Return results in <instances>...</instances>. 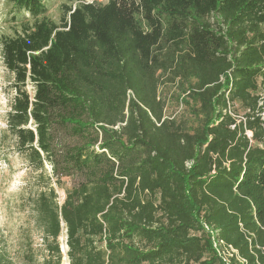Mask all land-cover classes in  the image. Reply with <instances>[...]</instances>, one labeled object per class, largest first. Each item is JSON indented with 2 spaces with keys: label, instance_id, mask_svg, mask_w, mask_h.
Masks as SVG:
<instances>
[{
  "label": "trees",
  "instance_id": "obj_1",
  "mask_svg": "<svg viewBox=\"0 0 264 264\" xmlns=\"http://www.w3.org/2000/svg\"><path fill=\"white\" fill-rule=\"evenodd\" d=\"M8 1L5 131L40 183L25 263L63 264L64 229L68 264H225L206 224L264 264V0H79L58 22L45 0ZM167 82L189 128L164 113Z\"/></svg>",
  "mask_w": 264,
  "mask_h": 264
},
{
  "label": "rangeland",
  "instance_id": "obj_2",
  "mask_svg": "<svg viewBox=\"0 0 264 264\" xmlns=\"http://www.w3.org/2000/svg\"><path fill=\"white\" fill-rule=\"evenodd\" d=\"M79 0H45L47 11L41 18L59 21L63 4H76ZM91 1V0H88ZM106 2L107 0H96ZM16 12L8 0H0V235L4 245L13 258L15 264H26L22 258L25 242L32 239L35 248L42 247L41 235L33 226L32 212L28 201L30 193L38 189L40 183L33 185L30 179L29 165L15 150V139L6 129V114L10 109V102L14 95L12 75L4 66L1 54V38L9 36L18 28ZM165 80V79H164ZM163 80V81H164ZM32 93L31 84L26 86ZM159 95L164 100V113L166 116L175 117L185 124L187 128L195 123L191 114V101L184 102L181 90L169 82L161 83ZM188 100V99H187ZM48 168V167H47ZM49 169V168H48ZM74 184L71 177L62 178L61 184H53L62 202L65 190ZM65 230L61 231L58 238L62 252L63 264H68L66 257ZM41 251L37 252L40 261ZM233 264V262L231 263Z\"/></svg>",
  "mask_w": 264,
  "mask_h": 264
},
{
  "label": "built area",
  "instance_id": "obj_3",
  "mask_svg": "<svg viewBox=\"0 0 264 264\" xmlns=\"http://www.w3.org/2000/svg\"><path fill=\"white\" fill-rule=\"evenodd\" d=\"M203 227L210 235L209 239L211 241L213 250L225 264H231L233 260L240 264H248L246 260L238 254L236 248H234L231 244L226 243L223 239L218 238L216 230L211 229L206 224H204Z\"/></svg>",
  "mask_w": 264,
  "mask_h": 264
},
{
  "label": "water",
  "instance_id": "obj_4",
  "mask_svg": "<svg viewBox=\"0 0 264 264\" xmlns=\"http://www.w3.org/2000/svg\"><path fill=\"white\" fill-rule=\"evenodd\" d=\"M66 247H67V245H66Z\"/></svg>",
  "mask_w": 264,
  "mask_h": 264
}]
</instances>
